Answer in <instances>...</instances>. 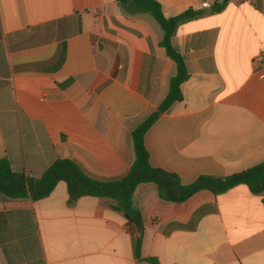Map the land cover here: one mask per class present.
<instances>
[{
  "label": "crops",
  "instance_id": "crops-1",
  "mask_svg": "<svg viewBox=\"0 0 264 264\" xmlns=\"http://www.w3.org/2000/svg\"><path fill=\"white\" fill-rule=\"evenodd\" d=\"M155 1L166 18L205 12L171 37L188 77L144 133L149 165L188 185L264 163V0H222L219 12ZM147 15L117 0H0V159L11 171L39 178L62 158L100 182L127 174L131 132L176 74ZM16 202L0 210V264H264V191L244 184L175 203L141 183L129 210L69 201L64 183Z\"/></svg>",
  "mask_w": 264,
  "mask_h": 264
},
{
  "label": "trees",
  "instance_id": "trees-1",
  "mask_svg": "<svg viewBox=\"0 0 264 264\" xmlns=\"http://www.w3.org/2000/svg\"><path fill=\"white\" fill-rule=\"evenodd\" d=\"M117 3L127 12L147 13L151 16L163 32L159 45L164 48L166 56L176 67V74L169 81L165 98L157 109L131 132L134 160L129 171L118 180L100 182L83 172L74 161L59 158L50 164L41 177L32 178L11 171L8 161L0 159V195L9 199L8 202L0 204V210L22 206L17 200H39L47 196L58 183L65 184L69 201H75L81 196L105 197L115 200L124 210L131 209V195L141 183H154L161 199L175 203L185 201L200 190L220 194L239 184L246 185L254 194L264 191V163L223 177L201 175L188 185L181 184L175 174L149 165L143 140L144 133L172 103L181 100L180 85L188 77L184 59L172 46L171 37L181 23L196 18L205 11L188 9L177 16L166 18L155 0H117ZM224 4L223 1L212 6L208 12H219ZM134 221L139 233L134 247L135 255L138 256L143 226L137 212ZM148 261L152 262L151 259Z\"/></svg>",
  "mask_w": 264,
  "mask_h": 264
},
{
  "label": "built area",
  "instance_id": "built-area-1",
  "mask_svg": "<svg viewBox=\"0 0 264 264\" xmlns=\"http://www.w3.org/2000/svg\"><path fill=\"white\" fill-rule=\"evenodd\" d=\"M220 1L222 0H207L206 2H204L203 7L206 9H210L213 5H215L217 2H220Z\"/></svg>",
  "mask_w": 264,
  "mask_h": 264
},
{
  "label": "rangeland",
  "instance_id": "rangeland-1",
  "mask_svg": "<svg viewBox=\"0 0 264 264\" xmlns=\"http://www.w3.org/2000/svg\"><path fill=\"white\" fill-rule=\"evenodd\" d=\"M147 16H149V15H147ZM155 26H156V28H158V30H159L160 32H162V30H161L160 27L157 25V23H155Z\"/></svg>",
  "mask_w": 264,
  "mask_h": 264
}]
</instances>
